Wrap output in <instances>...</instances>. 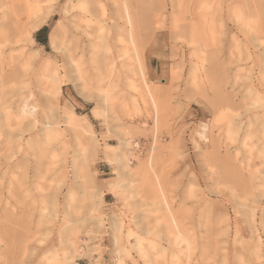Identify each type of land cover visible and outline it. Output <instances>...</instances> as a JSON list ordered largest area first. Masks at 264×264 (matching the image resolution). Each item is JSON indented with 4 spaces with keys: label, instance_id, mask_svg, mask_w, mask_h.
Returning a JSON list of instances; mask_svg holds the SVG:
<instances>
[{
    "label": "rangeland",
    "instance_id": "1",
    "mask_svg": "<svg viewBox=\"0 0 264 264\" xmlns=\"http://www.w3.org/2000/svg\"><path fill=\"white\" fill-rule=\"evenodd\" d=\"M46 1L0 0V264H264V0Z\"/></svg>",
    "mask_w": 264,
    "mask_h": 264
},
{
    "label": "bare ground",
    "instance_id": "2",
    "mask_svg": "<svg viewBox=\"0 0 264 264\" xmlns=\"http://www.w3.org/2000/svg\"><path fill=\"white\" fill-rule=\"evenodd\" d=\"M55 1L56 0H47L46 1V4H47V7H46L47 12L51 8L52 4ZM43 20H44V18H43ZM12 26H14L15 28L13 27V29H11L10 24H8L7 25V28L10 27L8 29V32L9 33H7V34H1L0 35V42H3L5 44V46H8L9 43L11 42V37H12L11 31H14V30H16V32H18V35L21 37V40L22 41L25 40L24 35H23L24 34V29H25L24 26L22 24L20 26V24L17 21L14 22L12 24ZM19 26H20L21 30H19ZM18 41H20V39H17L16 40V42H18ZM15 49H18L17 59L19 60V65L21 67V74L19 75L18 78L17 77H14L15 78L14 79L15 81H19L20 83L26 82V81H29L30 82V80H31L30 77L34 74L35 76L38 77L40 83H42V84H44V83L45 84H48L49 83L55 89V91H58V92L61 91V84L65 80H63V79H57L55 77V74L53 73V71H51L49 69V67H48L47 64L42 63L40 65L39 69H37L38 71H34L33 70L34 67H32V66H34V64L37 61H39L38 52H35L33 54H29L25 50V46L24 45H20V46H18ZM80 51H81V55H80V58L81 59L78 62H76V63H73L72 61L70 63V65L72 66L73 72L76 75V78H82V77L87 78V77H90V70H91V68H93L96 71L97 80H100V81L103 80V72L101 71V68L102 67L99 65L100 64V60H98V58H95V57L93 58V56H91L90 61H91L92 65H91V67H90V65L88 67V66H86V61L82 59V57H83V49H81ZM3 54H4V51L2 50L0 52V61L2 62V64L4 63L5 66L11 71V69H12L11 68V63H10V61H11L10 58L11 57H9L8 58L9 59L8 62H6L7 59L4 58V55ZM2 64H1V66H2ZM119 66H122L121 62H119ZM104 69H105V72L107 71L108 73H112L113 72L112 62H110L108 60L104 61ZM116 74L117 75H116V79L115 80L118 81L120 79V69L119 68L116 69ZM109 76H105V77L106 78H109ZM3 77L4 76H1L0 78L4 79ZM76 78L71 77L69 80L75 81ZM2 79H0V84L2 83V81H1ZM48 80H51V81L48 82ZM18 91H19V89H18ZM39 92H40V90H39ZM27 96L28 97H31L32 94H28ZM110 147H114V146H111L110 145ZM106 157L109 160H111V158H112V156H111L110 153H106ZM111 186H112V184H111Z\"/></svg>",
    "mask_w": 264,
    "mask_h": 264
},
{
    "label": "trees",
    "instance_id": "3",
    "mask_svg": "<svg viewBox=\"0 0 264 264\" xmlns=\"http://www.w3.org/2000/svg\"><path fill=\"white\" fill-rule=\"evenodd\" d=\"M43 30H45V28H41L40 30H38L37 34H39L40 32H42ZM37 37V36H36ZM38 42H41L42 44L44 43V40L38 39Z\"/></svg>",
    "mask_w": 264,
    "mask_h": 264
}]
</instances>
